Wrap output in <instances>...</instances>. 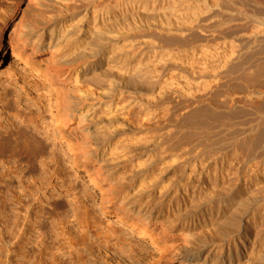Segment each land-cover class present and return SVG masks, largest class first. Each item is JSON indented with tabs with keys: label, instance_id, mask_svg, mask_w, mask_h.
<instances>
[{
	"label": "rangeland",
	"instance_id": "374dc122",
	"mask_svg": "<svg viewBox=\"0 0 264 264\" xmlns=\"http://www.w3.org/2000/svg\"><path fill=\"white\" fill-rule=\"evenodd\" d=\"M7 1L14 16L0 55V133L36 140H0V264H196L228 245L233 264H249L251 254V264H264V64L249 88L236 78L264 61L262 38L250 34L264 27V0L163 4L173 10L160 0L0 7ZM86 14L97 32L72 26ZM194 17L201 27L191 30ZM63 20L69 26L48 46ZM25 28L44 45L14 56L8 43ZM92 55L104 64L79 71L76 83L68 70ZM198 80L210 90L197 91ZM228 97L235 103L219 107ZM100 167L110 183L95 174ZM149 196L161 203L160 221L118 218L124 198Z\"/></svg>",
	"mask_w": 264,
	"mask_h": 264
},
{
	"label": "bare ground",
	"instance_id": "6f19581e",
	"mask_svg": "<svg viewBox=\"0 0 264 264\" xmlns=\"http://www.w3.org/2000/svg\"><path fill=\"white\" fill-rule=\"evenodd\" d=\"M153 1H154V4H156V1H158V0H153ZM167 2H168V0H160V2L157 3V4L158 5H160V4L163 5V4H166ZM185 2H187V0H181L180 5H182V4L185 5V6L191 5V4H187ZM12 5L13 4H11L10 2L7 1L5 5L0 7V55L2 53V50L6 46L5 40L3 39L4 33L8 29V24L10 23V20L12 19V16H14V8H13ZM194 6L195 5H192L189 8H193ZM174 7H175V5L172 6V7H170V5L164 7V5H163V6H161V9H163V10L164 9L165 10H171L172 9L173 10ZM87 15L88 14H86L84 17H81L78 21L74 22V24L72 26L73 27H76V26L83 27L84 25H88L89 28H91L92 30L97 32V29H95V26L92 27L90 25V23L87 24V22H88V19L86 18ZM96 20H97V18H96ZM194 20L195 21H192L190 23L188 22V24L190 25L189 29H191V30H193V29L195 30L196 28H200L201 27L200 26V23H201L200 20L198 18H195V17H194ZM185 24L187 26H189L187 23H185ZM178 25H179V23H178ZM68 26L69 25L67 24V21L64 22V20L60 21L59 24L57 23L56 25H54L53 28L50 31L48 46H53V47L57 46L58 42H55V37H57L59 35V33L63 32ZM259 27L253 28L250 34L255 37L253 41H256L258 38L261 37L262 38L261 42H264V27H262V28H261V26H259ZM78 31H83L84 32V30H80V29H78L76 32H78ZM76 32H75V34H76ZM83 32H80V34H82ZM18 35L21 36L20 39H18L15 43L12 42V41H10L8 43L9 45H11L13 47L14 56L22 57L20 53L23 51V49L25 47L30 48V50H31L30 51V55H34V54L40 52V48L44 45V40L42 38V33H40L37 37H35V32H34V30L32 28L21 29L19 31ZM17 45H18V48H16ZM106 53H107L106 50L103 49L102 51H100V53H97L96 56H97V58L103 57ZM213 54H214V52L212 50H211V52H209V51L207 52V55H213ZM92 58H95V55H92ZM253 62H251L247 66V71L246 72H244L243 74H240V75H238V77H236V78L239 79L238 85L240 87L249 88L250 86L253 85L254 81L259 80V78L257 77L258 68H259L258 66H262L264 64V61L259 63V65H254ZM103 64L104 63H103L102 59H96L95 58V59H93V61L90 64H87L86 66H84V68H82V70L79 69V68H81V66L78 67V70H77L76 67H73V68L68 70V73L69 74L73 73L72 78H73V80L76 83H78V81H79V73H80L79 71H85V73H88V72L89 73H95V72L98 71V66H102ZM208 65L209 64L205 62V64H204L205 68L208 67ZM139 67H140V64H139ZM139 67H136V71L138 69H140ZM262 67H263V70H264V66H262ZM55 73H56L57 76L62 77V76H64V74L66 72H65V70L64 71L63 70H59V71H56ZM198 81H199L197 83L198 85L196 84L197 85V88H196L197 91H200V90L203 91V89H207V88L209 89V86L205 84L204 80L203 81L202 80L201 81L198 80ZM216 81H215V83H216ZM218 82L219 81H217L216 84H219ZM217 86H216V88H217ZM215 90H217V89H215ZM196 94H198V93H196ZM206 95H207V93H206ZM262 97H263L262 100L264 102V96H262ZM230 103L231 104L235 103L234 97H228L226 100H224V102L221 105H219V107L226 108L225 104H230ZM204 112H205V110H204ZM200 113H201V111H200ZM236 113H237V111L232 110V112L229 113V114L231 116H234V115H236ZM204 115L208 116V115H210V112L208 110H206ZM204 122L206 124L208 123L209 125L211 124L210 123L211 121L209 120V122H208L207 119H205ZM17 135H21V133H18ZM10 139H14V140H18L19 139L17 141V143H19L20 141L26 143L28 141L36 140V139L28 140L29 139L28 136H25V137L20 136V138H19L18 136L12 137L10 134L8 136H5L4 134L0 133V140H6V141L3 142L4 145H7ZM103 144H104V142L103 143H98L97 146L101 147V145H103ZM112 147H113L112 144L109 143L108 147L107 148L105 147V150L103 151V156H104V153L106 152V149H108V151L110 152V149H112ZM111 154H112V150H111ZM102 169L103 168H101V167L98 168V169L96 168L95 174L99 175L102 178L103 181H105V182L108 181L107 183H110L111 174H109L108 171H103ZM100 170H101V172H100ZM124 199L125 200H122V202H121L122 206L117 208L119 210L118 211V213H119V215H118L119 217L118 218H121L122 216L127 214V215L132 216L135 219V221H137L138 223H141L142 226H147L149 224L152 225V224H155L156 222L160 221V219L158 217H159V215H160L159 213H160V211H162V209L156 215V207L158 205H160L161 203L159 202V203L153 205V202H152L153 201V196H149L147 198V201L144 202V203L141 200L139 201V200H135V199H131V198H124ZM112 200H113L112 197L104 198V202H113ZM161 208H162V206H161ZM159 234H163V232L160 231ZM247 240L248 239L245 238L243 240V243H245ZM230 241H232V240H229V242ZM255 242H254V246H255ZM233 245L235 246V250L236 251L238 250V247L240 249H243V250L245 249L244 246L242 247L240 245V242H235V243H233ZM232 250H233V248L231 246H229V245H228V247L227 246L226 247L225 246H221L214 253L210 252L211 253L210 257L205 256L203 261L201 259L195 260L197 262L196 264H233L232 261H233V257H235V256H233ZM253 252H254V249L251 251V253H253ZM251 256H252V254L249 255V257H248L249 259H247V262H249V264L252 263V259H251L252 257ZM235 258L239 260V258L237 256Z\"/></svg>",
	"mask_w": 264,
	"mask_h": 264
}]
</instances>
